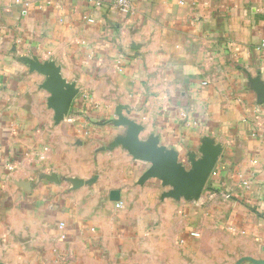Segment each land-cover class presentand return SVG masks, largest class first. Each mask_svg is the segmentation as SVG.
<instances>
[{
    "label": "crops",
    "instance_id": "obj_1",
    "mask_svg": "<svg viewBox=\"0 0 264 264\" xmlns=\"http://www.w3.org/2000/svg\"><path fill=\"white\" fill-rule=\"evenodd\" d=\"M128 2L0 0V264L264 259V0ZM117 109L185 170L218 148L200 198L143 179Z\"/></svg>",
    "mask_w": 264,
    "mask_h": 264
},
{
    "label": "water",
    "instance_id": "obj_2",
    "mask_svg": "<svg viewBox=\"0 0 264 264\" xmlns=\"http://www.w3.org/2000/svg\"><path fill=\"white\" fill-rule=\"evenodd\" d=\"M46 71L53 81V100L58 114L67 113L70 100L74 94L73 90H62V80L58 76L57 70L49 63L37 64ZM259 100L264 101V86L258 82L254 83ZM120 110V108H118ZM116 110V119L111 121L116 125H128L131 127L129 137L124 141V146L135 157L148 160L151 165L143 175V179L149 177H158L163 184L172 187L169 194L175 198L184 197L185 199H197L200 197L207 177L213 168L218 148L208 142H204L201 153L202 155L192 160L191 166L185 170L176 161V155L170 151H164L162 147L152 143L146 146L137 147V134L139 125L124 117L119 110ZM243 261H250L254 264H264V259H255L250 256L240 257L235 264H241Z\"/></svg>",
    "mask_w": 264,
    "mask_h": 264
},
{
    "label": "built area",
    "instance_id": "obj_3",
    "mask_svg": "<svg viewBox=\"0 0 264 264\" xmlns=\"http://www.w3.org/2000/svg\"><path fill=\"white\" fill-rule=\"evenodd\" d=\"M113 6L121 12H127L130 9V4H129L128 0H113ZM87 20L93 21L91 18H87ZM243 184L245 185L246 182L243 181ZM63 226H64V223L60 222L59 227L62 228ZM188 235L192 238H196L199 236V232L190 231Z\"/></svg>",
    "mask_w": 264,
    "mask_h": 264
},
{
    "label": "rangeland",
    "instance_id": "obj_4",
    "mask_svg": "<svg viewBox=\"0 0 264 264\" xmlns=\"http://www.w3.org/2000/svg\"><path fill=\"white\" fill-rule=\"evenodd\" d=\"M200 197H201V195H200ZM200 197H199V198H200Z\"/></svg>",
    "mask_w": 264,
    "mask_h": 264
}]
</instances>
